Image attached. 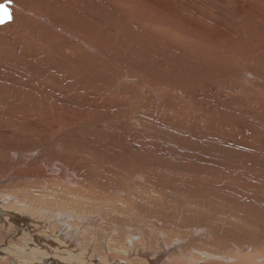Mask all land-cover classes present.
<instances>
[{"label": "rangeland", "instance_id": "obj_1", "mask_svg": "<svg viewBox=\"0 0 264 264\" xmlns=\"http://www.w3.org/2000/svg\"><path fill=\"white\" fill-rule=\"evenodd\" d=\"M4 1L0 0V3ZM15 2L16 5L11 6L13 8L10 7L11 12L12 9L20 12L22 8L26 15H30L29 9L33 5L55 6L61 8L63 12L71 8V35L80 38L92 47V44L97 46L94 50L97 54L95 60V58H89L86 54L80 53L74 44L80 40L77 41L75 37H71V60L79 58L81 54V60L84 58L89 60L92 65L99 67L100 71L109 73V70L111 72L116 70L133 77L136 74L139 76L138 78L134 77V82L129 80L136 94L134 95L136 99L134 104L137 108L135 117L136 128L139 129H136L137 132L135 130L136 133L134 132V143L130 148L131 150L135 148L134 152L137 151L136 153L143 151V155L153 157L154 161L136 162L135 174L127 178L128 169L110 164L106 165V168H101V164L96 163L100 161L99 158L90 157L76 160L73 162L74 165L83 166L100 179L93 184H90L87 178L85 179L86 195L93 200L102 199L115 207L130 203L126 193L134 187L136 193L131 194L132 211L130 215L119 216L132 225L150 229V232L144 237L147 249H150L148 244L152 241V236L157 235L161 238V241L156 242L157 249L153 250L152 259L155 264H195L196 262L240 264L239 257L236 258V256H241L242 253H247L256 260L257 264H262L261 261L264 260V158L258 154L255 155L256 162L262 170L257 166L247 169L241 165L234 166L229 168L231 172L229 178H222L206 173L203 166L198 171L192 170L193 161L189 154L198 150L200 152L207 150L213 153V149L216 147L207 144L208 138L212 136V140H214L212 143L215 146L232 143L241 145L244 143L241 138L246 141V133L244 137L235 134V137L239 138L231 140L230 135L223 132L222 123L214 117L219 116V113L222 114V110H228V117L232 122L246 123L243 127L234 125L237 131L245 132L249 124H254L259 120L260 113L254 116L248 115L253 113L249 108L261 110L259 105H253V99L264 102V0H16ZM17 4L21 6L20 9ZM1 25L3 23H0ZM20 25L21 22L16 25L17 28ZM2 27L7 34H12L10 29ZM59 29L56 28V30ZM4 37L0 34V46L6 49L2 47L4 50L1 51L0 85L19 92L36 89L45 95L57 97L60 99L58 102L66 104L60 117L68 116L70 112H73L72 116L77 119L71 120V128L79 126L86 120L90 125V127H86L87 129H92L91 123L93 122H105L111 126L108 130L97 131L99 132L98 136L100 133L111 136L109 133L113 132V135L118 137L122 132H130V126L122 127L128 118L118 120L114 109H112L116 103H119L118 108L115 107L117 110H129L131 98L126 86H121L126 90L125 98L117 99L110 98L108 94L102 96V92L96 87L75 90L71 84V90L62 89L60 83L55 80L39 83L34 79L29 85L27 79L34 78V73L42 69V65L12 51L11 43L1 42L6 39ZM172 49H175L177 53ZM8 54L12 57H8ZM24 54L29 57L33 56L31 52H24ZM105 63L107 65H104ZM213 63L217 65V68L213 66ZM132 64L133 66L146 67L150 73H138L133 69ZM157 69L163 74L159 73V70L156 71ZM195 70L201 74L195 75ZM219 70L221 73L218 72ZM250 71L255 72V75ZM190 73L194 74L191 76ZM259 73L260 76H256ZM183 74L185 75L183 76ZM231 74L236 76L231 77ZM202 75L203 80L210 76L209 80L206 79L202 84L191 86V82H196V78ZM213 75L219 78L216 79ZM110 76L111 74L108 75V77ZM141 76H144V80H139L142 79ZM162 76L165 78L163 79ZM173 76L175 77L173 78ZM229 77L232 79L230 80ZM156 78L168 83H165L166 86L159 87L152 83V80H156ZM221 78L226 80L222 81ZM116 79V76H111L108 79L112 84L115 83V87L111 89L113 95L123 92L116 85ZM185 79L191 84H187L188 81ZM210 79L211 82H209ZM172 82H174L173 85H168ZM179 82L186 83L187 89L193 87V89L199 90L198 93L192 89V93L194 91L202 103L213 106L214 114L207 117L206 112L198 111L195 116L189 117L188 112L184 111L181 106L185 97L178 95L180 93L177 89L181 91L182 87ZM14 83L25 87H12ZM142 83L144 85H141ZM148 83H151V86ZM207 83L210 85L206 86ZM221 83L224 84L223 87ZM140 85L143 86L141 90ZM110 88V86L107 87V89ZM146 88H150L152 91L158 88V91L161 92L155 90L153 95L150 89L147 90L148 92L145 91ZM166 90L169 92L168 94ZM226 91L232 94L237 93L239 97L232 95L231 99L236 96V98L234 97L235 101L227 99L224 97ZM148 93L150 98L155 99L152 100L153 103L148 104L145 98L149 97ZM222 100L223 102L227 100L231 108L226 103L227 106H223L222 109V105L225 104L222 103ZM160 102L163 103L162 106L159 104ZM236 105H239L240 109ZM243 105L249 108H245ZM5 107L0 104V145H23L26 142L27 133L34 125L57 122L60 119L52 111L31 110L27 106ZM225 107L227 108L225 109ZM232 107L234 108L232 109ZM100 108H104L106 112ZM234 109L237 110V113H234L236 112ZM240 111L244 117H241L243 115ZM225 114L227 113H223V116ZM204 118H208V123L212 127H216L214 135L211 136L212 133L209 130L203 131L206 125V122L203 121ZM39 127H42V124H39ZM99 129L107 128L99 126ZM192 133L197 136H192ZM81 135L79 137H85L84 145H95L98 142L95 135ZM178 135L180 136L178 137ZM261 135L262 138L255 149L264 145V130L261 131ZM145 136H149L150 139ZM194 139L196 141H193ZM180 143L187 145L182 147ZM75 145L79 146L80 144ZM39 147L42 146L37 148ZM34 152L40 153L39 151ZM159 158L160 160H156ZM51 166L57 167L55 164ZM43 169L45 170V168ZM63 185L70 188L71 186H81L70 183H63ZM4 189L11 191L12 188L0 184V191H4ZM57 193L71 196L67 190H50L44 196L50 197ZM116 197L120 199L114 200ZM100 219L103 220L101 217ZM5 231L6 229L1 224L0 259L6 258L5 260L1 259L0 264H13L14 257L4 254L2 249L9 246L10 241L18 240L17 238L20 236L16 237L13 234L11 236ZM131 231H134L133 227ZM139 237L137 236L136 239ZM163 247H165L166 254L158 260L157 256ZM199 249L210 252L211 255L204 254L207 258L203 256L197 258L199 255L196 250L199 251ZM191 251L194 252L195 258L191 255ZM90 254H85L84 261L79 264H92ZM50 255L48 257L43 255L45 261L42 257L39 263L41 261L40 264H52L50 260L55 257L53 254ZM63 261L68 264L77 262H69V259ZM135 261L137 264L147 263L145 258L141 257H137Z\"/></svg>", "mask_w": 264, "mask_h": 264}, {"label": "bare ground", "instance_id": "obj_2", "mask_svg": "<svg viewBox=\"0 0 264 264\" xmlns=\"http://www.w3.org/2000/svg\"><path fill=\"white\" fill-rule=\"evenodd\" d=\"M15 1L16 0H10L9 2V0H5L3 2L7 4L11 17L8 21L0 26V34L4 35V38H6L1 42H9L8 44L11 43V45L13 46L12 51L16 53L18 52L25 57L31 58L42 65V69L34 73V78L27 79V83L31 85L34 79L38 80L39 83H47V81L55 80L60 83L62 89L67 90H71V84L73 86V89L75 90H87L91 87H96L102 92V96L108 94L110 98L115 97L117 99H120V97H123L124 99L127 90L129 92L128 95L131 98L129 110H117L116 108H118L119 103H116L114 105L116 108L113 107L112 109H114L118 120H126L128 118V120L124 122L122 127L130 126V132H122L118 137L114 136L113 132L109 133L111 136H105L102 133H100V136H98L99 132L97 131L108 130L111 128V126L106 124L105 122H93L91 123L92 129H87L86 127H90V125H88L89 123L86 120H84L79 126L71 128V120L77 119L72 116L73 112H70L68 116L60 117L62 111L66 107V104L64 102H58L60 99H58L57 97L45 95L44 93L36 89H27L25 92H19L15 89H8L4 85H0V104L6 106L5 108L27 106L31 110H41L44 112L52 111L56 113V116L60 117L57 122L39 123L42 124V127H39V124L34 125L27 133L26 142L23 145H0V158L4 157L2 160H0V184H4L12 188L11 191H5V189L4 191H0V209L4 211V213L0 215V225L2 224L7 233H9L10 235L13 234L16 237L17 235L20 236L16 241L9 240V246L4 247L2 249V252L8 256L11 255L14 257L13 260L15 263L13 262V264H37L39 263V260H41L43 255H47L48 257V255L50 254H53V257H55L50 260V263L52 264H68L63 261L64 259H69V262L77 261L76 264H79V262L84 261V258L86 257L85 254L89 255L90 253L92 264H137V262L135 261L137 257L145 258V262H147L146 264H155L152 259L153 250L157 249L155 247L158 246L156 242L161 241V238L157 235L152 236V241L150 242V244H148V248L150 249H147L144 243V237L148 232H150V229H146L139 225H132L119 216L123 215L127 217L130 215L132 211L131 194L136 193L135 188L132 187L131 191H128V193H126L127 199H129L130 203H126L120 206L112 207L111 204L105 202L102 199H90L85 193V179L87 178L90 184L96 183L100 179L96 178V176L92 174L90 170L85 169L83 166H77L73 164L74 161L79 159L95 157L100 159V161L96 163L101 164V168H106V165L110 164L118 168L128 169L127 178H130L135 174L136 162L154 161L153 157L143 155V151H140L141 153H136L137 151L134 152L135 148H132L133 150H131L130 148L134 143V132L136 129H139L136 128L137 126L135 117L137 108L134 104V102H136L134 95L136 94L133 91L134 89L129 83V80H132V82H134L135 78H138L139 76H137L135 72H133L134 74H136L134 75V78L133 76H130V74L117 72L116 70H114V72H111V70H109V73L100 71V69H98L99 67L92 65L89 60L85 58L84 60H81V54L80 57L78 56L79 58L71 60L70 38L75 37L71 35V8L68 11L63 12L61 8H57L55 6L46 7L33 5L31 6L32 8L29 9L30 15H26L23 12L25 10H22V8L20 12L15 11L16 9H12L13 13L11 12L10 7L14 4L16 5ZM24 5L26 4L24 3ZM18 6L20 9L21 6ZM20 22L21 25L17 28L16 25ZM2 26L10 29L12 34H7ZM56 28L60 29L56 30ZM75 39L77 41L80 40V42H74L80 53L86 54L87 56H89V58H95V60L97 59V54H95L96 51H94L97 47L95 44H92V47L82 41L80 38L75 37ZM0 47L1 57V51H3L5 47ZM172 50L176 51L175 49ZM24 52H31L33 56H26ZM196 52L198 51L196 50ZM199 54H201V52ZM8 57L12 56L8 54ZM104 65L107 64L105 63ZM213 66H216L217 68L216 64H214ZM133 67V69H135L138 73H150L148 68L146 67H140L137 65H134ZM219 67L221 68V66ZM158 70L159 69H157L156 71ZM220 70L218 72H220ZM194 72H196V70ZM159 73L162 72L160 71ZM197 73L200 72L197 71L195 75H198ZM110 74L111 76L117 77L115 82L116 85L121 88V91L123 90L122 93H117L115 95L112 94L111 89L115 87V83L112 84L111 81L108 80L109 78H111V76L108 77V75ZM192 74L194 73H190L191 76ZM252 74L255 75V72H253ZM184 75L185 74H183V76ZM234 75L231 74V77ZM146 76L148 77V75ZM150 76H152V74H150ZM210 76L206 77L205 80ZM221 76L223 77V75ZM256 76H260V73L259 75L256 74ZM143 77L139 80H144ZM174 77L175 76H173V78ZM158 78H160L159 75ZM158 78H156V80H152V83L157 84L159 87L166 86L168 82H165V84L163 80H157ZM162 78L164 79L165 77L162 76ZM197 78L196 82H191L192 84L189 83L187 79L185 80H187V84L189 83L191 84V86H195V84H202L203 81L205 82V80L202 79L203 75L198 79ZM215 78L213 79V81L215 80ZM252 78H254V76ZM183 80L184 79H182V81ZM224 80L226 79H222V81ZM211 81L212 80L210 79L209 82ZM147 82L148 80L146 81V83ZM179 83H181L182 87L181 91H179L180 89H177V91L180 93L178 95L185 97V101L182 102L181 106L184 111L188 112L189 117L195 116V113L198 111L206 112L207 117H210L214 114L215 110H213V106L211 107L206 103L204 104V102L202 103L195 95L194 91L192 93V89L194 86L187 89L186 83ZM148 84H150L151 86V83ZM173 84L174 82L168 85ZM122 85L126 86V90L121 87ZM141 85H144V83H142ZM141 85L139 87H141ZM207 85L210 84L207 83L206 86ZM108 86H110L111 88L107 89ZM12 87L17 88L25 86L14 83L12 84ZM142 87L140 88V90L142 89ZM219 88H217V91H219ZM148 89L146 88L145 91H147ZM194 89L195 91H197L196 88ZM155 90L158 91V88L154 89V91L150 89V91H152L151 93L156 92ZM168 93L169 92H167V94ZM213 93L212 95H214ZM137 94L139 95L140 93ZM149 95L150 94L148 93V96ZM224 95L223 96L225 98L232 101L233 99L235 101L236 98V96H234L235 98L233 97V99H231L232 95L238 96L237 93L232 94L227 91ZM145 98L148 101V104L151 103L154 99L150 98V96L148 98ZM253 101L254 106H260V111H257L255 108L251 109L245 105L243 106L245 108H249L250 112L253 111V113L248 116H254L257 113H260V117L256 123L249 124L248 129L245 132L237 131L234 125L243 127L246 123L241 122L239 124L237 122H232L228 117V110H222V114L219 113V116H214L218 118V120L222 123L223 132L228 133L231 137V140L233 138H239L240 136L244 137L246 133V141L241 138V140L244 142L241 145L232 143L228 145L215 146L212 143L214 142V140H212V135H214V133L216 132V127H212L208 123V118L203 119V121L206 122L203 131L209 130L212 133L211 138H208L207 136V138L209 139L207 140V144L216 147L218 150L214 148L213 153L207 150L201 152L198 150L196 151L198 153H190V159L193 161L192 170L198 171L199 168L203 166V169L206 173L218 175L222 178H229V174H231L229 168H232L234 166L241 165L245 169L257 166L260 170H262V168L256 162L255 155L258 154L261 158H264V145H261L257 149H255V146L261 140V131L264 130V102L262 100L258 101L256 99H253ZM222 103H225L224 105H222V109L224 108L223 106H225L226 103L230 107L227 100L226 102H223L222 100ZM159 104L161 106L163 105L162 102H160ZM236 106L238 107L239 105ZM143 107L145 106L143 105ZM226 108L227 107H225V109ZM233 108L234 107H232V109ZM238 108L240 109V107ZM100 109L106 112L104 108ZM234 111V113H237L236 109H234ZM223 113L227 114L223 116ZM240 113L241 115H243L241 117H244L242 111H240ZM139 122L141 121L139 120ZM99 126L106 127L107 129L101 130L99 129ZM81 134L87 136L95 135L98 142L95 145L89 143V146L86 144L84 145L83 142L85 141V137H79L82 136ZM206 134H204V137H206ZM235 134L239 135V137H235ZM179 136L180 135H178V137ZM192 136L197 135L195 133H192ZM147 137L148 139H150L149 136ZM172 141H174V139ZM193 141L196 140L194 139ZM75 144L80 145L78 146ZM186 145V143L181 144L182 147H185ZM38 146L42 147L37 148ZM242 150L245 151L242 152ZM34 151H39L40 153H35ZM219 152L220 154H218ZM156 160H160V158ZM161 160L164 161V159ZM53 164H55V166L57 167L51 166ZM43 168H45V170ZM63 183H70L71 185L80 184L81 186H71L70 188L67 185H63ZM50 190H67L71 193V196L69 197L57 193L54 196L45 197L44 195ZM116 199L119 200L120 198L116 197L114 200ZM61 217H63L64 219ZM100 217L103 218V220H101ZM132 227L134 228V231H131ZM137 236H140L139 239H136ZM193 253L194 252L191 251V255L195 258ZM196 253L199 255L197 256V258H200L202 256L204 258H207V256L211 255L210 252L203 251L202 249H199V251L196 250ZM165 254L166 250L165 247H163V250L160 251V254H158L157 256V259L160 260V258ZM204 254H207V256L205 257ZM246 254L242 253L241 256H236V258L239 257L238 261H240V264H257L256 260L253 257H250L248 254ZM5 258L6 257H2L1 259L5 260ZM261 263L264 264V260H262ZM195 264L216 263L196 262Z\"/></svg>", "mask_w": 264, "mask_h": 264}, {"label": "water", "instance_id": "obj_3", "mask_svg": "<svg viewBox=\"0 0 264 264\" xmlns=\"http://www.w3.org/2000/svg\"><path fill=\"white\" fill-rule=\"evenodd\" d=\"M0 4H6V3H0ZM8 8V7H7ZM9 11V9H8ZM10 14V11H9ZM11 17V16H10ZM10 18L8 16H4L2 12H0V23H5L6 21H8ZM4 213L3 210L0 209V215ZM1 217V216H0Z\"/></svg>", "mask_w": 264, "mask_h": 264}, {"label": "snow or ice", "instance_id": "obj_4", "mask_svg": "<svg viewBox=\"0 0 264 264\" xmlns=\"http://www.w3.org/2000/svg\"><path fill=\"white\" fill-rule=\"evenodd\" d=\"M10 2V0H9ZM0 12L3 13L4 16H8L10 18V14L7 8V4H0Z\"/></svg>", "mask_w": 264, "mask_h": 264}]
</instances>
